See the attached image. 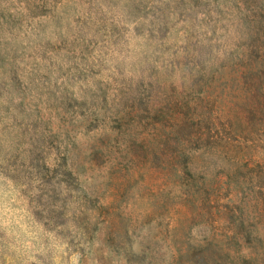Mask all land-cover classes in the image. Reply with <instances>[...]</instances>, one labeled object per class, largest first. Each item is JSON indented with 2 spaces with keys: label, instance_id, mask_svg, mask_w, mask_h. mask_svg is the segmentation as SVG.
Segmentation results:
<instances>
[{
  "label": "rangeland",
  "instance_id": "1",
  "mask_svg": "<svg viewBox=\"0 0 264 264\" xmlns=\"http://www.w3.org/2000/svg\"><path fill=\"white\" fill-rule=\"evenodd\" d=\"M0 264H264V0H0Z\"/></svg>",
  "mask_w": 264,
  "mask_h": 264
}]
</instances>
